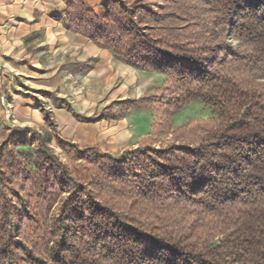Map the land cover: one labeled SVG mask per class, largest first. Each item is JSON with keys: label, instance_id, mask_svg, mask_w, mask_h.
Masks as SVG:
<instances>
[{"label": "trees", "instance_id": "1", "mask_svg": "<svg viewBox=\"0 0 264 264\" xmlns=\"http://www.w3.org/2000/svg\"><path fill=\"white\" fill-rule=\"evenodd\" d=\"M65 1L71 31L164 76L80 119L156 120L117 153L57 136L49 113L50 132L6 127L0 264H264V0ZM192 100L215 117L173 129ZM161 133L174 141L152 147Z\"/></svg>", "mask_w": 264, "mask_h": 264}, {"label": "crops", "instance_id": "2", "mask_svg": "<svg viewBox=\"0 0 264 264\" xmlns=\"http://www.w3.org/2000/svg\"><path fill=\"white\" fill-rule=\"evenodd\" d=\"M84 2L98 15L107 12L108 0ZM66 10L65 0H0V141L6 127L50 132L49 113L57 136L80 147L96 145L117 153L137 146L147 134L135 140L127 115L149 109H129L120 119L80 117L90 118L116 101L147 94L146 77L163 74L136 69L71 31ZM41 92L45 95H40L44 100L39 105ZM54 98L68 107L55 105Z\"/></svg>", "mask_w": 264, "mask_h": 264}, {"label": "rangeland", "instance_id": "3", "mask_svg": "<svg viewBox=\"0 0 264 264\" xmlns=\"http://www.w3.org/2000/svg\"><path fill=\"white\" fill-rule=\"evenodd\" d=\"M149 1L152 3V6L154 8L159 4L160 5L162 4L160 0H149ZM232 42L234 44V41ZM163 80H164V76L162 75L151 74L149 75V77H146L145 81L147 82L148 85L150 84L149 87L150 89L147 91V93H151L154 87L161 85ZM42 94L44 93L43 92L39 93V96L37 97V101H38L37 104L39 105L42 104L43 102L42 100H44L42 99V97H40V95ZM46 94L48 95V93ZM103 105L101 106L103 107ZM127 117L129 118L128 129L130 130L134 138H136L135 140H137L140 136L146 135L150 130L152 122L156 120V117L154 116V113L151 109L145 111L140 110V112L130 111ZM209 117H215V114L212 112L209 105L201 103L196 100H192L188 104L183 105L180 108L179 112H177L172 116V128L175 129L191 120L206 119ZM15 127L13 126L11 127V129ZM153 138H154L153 139L154 142L151 146L155 148L163 146L171 141H174V136L171 135L170 133L157 134L154 135ZM53 148L55 152L58 153L60 152V149L57 146L56 142H53Z\"/></svg>", "mask_w": 264, "mask_h": 264}, {"label": "built area", "instance_id": "4", "mask_svg": "<svg viewBox=\"0 0 264 264\" xmlns=\"http://www.w3.org/2000/svg\"><path fill=\"white\" fill-rule=\"evenodd\" d=\"M10 114V113H9ZM9 114H7V116H9Z\"/></svg>", "mask_w": 264, "mask_h": 264}, {"label": "bare ground", "instance_id": "5", "mask_svg": "<svg viewBox=\"0 0 264 264\" xmlns=\"http://www.w3.org/2000/svg\"><path fill=\"white\" fill-rule=\"evenodd\" d=\"M83 136V135H82Z\"/></svg>", "mask_w": 264, "mask_h": 264}]
</instances>
